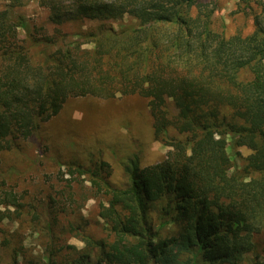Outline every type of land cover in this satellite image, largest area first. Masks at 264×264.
<instances>
[{
	"label": "trees",
	"instance_id": "obj_1",
	"mask_svg": "<svg viewBox=\"0 0 264 264\" xmlns=\"http://www.w3.org/2000/svg\"><path fill=\"white\" fill-rule=\"evenodd\" d=\"M222 1L38 0L56 25L101 22L37 33L18 13L28 0H0V260L264 264V0H238L230 23L215 16ZM124 17L135 24L104 21ZM135 94L147 99L154 136L171 150L146 165L133 153L125 185L110 179L104 159L60 171L89 181L100 235L88 230L89 218L63 220L71 211L62 197L76 192L21 193L5 155L68 98ZM68 233L84 246L67 242Z\"/></svg>",
	"mask_w": 264,
	"mask_h": 264
},
{
	"label": "rangeland",
	"instance_id": "obj_2",
	"mask_svg": "<svg viewBox=\"0 0 264 264\" xmlns=\"http://www.w3.org/2000/svg\"><path fill=\"white\" fill-rule=\"evenodd\" d=\"M237 2L223 0L215 15L217 20L230 23ZM18 13L29 21L37 33H50L55 28L72 33L93 28L101 22L82 19L56 25L49 20L48 9L41 6L38 0H28ZM104 21L116 29L123 24H135L129 17ZM19 35L24 38L25 32L20 29ZM238 149L242 154L247 153L245 148ZM170 150L154 136L146 98L137 94L114 98L79 96L68 98L57 115L43 122L31 138L22 142L21 149L7 153L4 161L18 168L14 184L21 193L26 194L24 191L28 190L29 197L39 199L52 187L60 195L64 189L76 192L72 197L70 194L62 197L71 211L70 214L62 213L63 220L89 218L88 230L100 235L101 222L97 216L99 198L92 196L89 181L78 177L80 181L77 183L69 174L62 175L60 171H64L71 161L91 165L104 159L111 165L110 179L117 185H125L127 176L123 165L133 153H139L146 165L160 161ZM235 158L238 165L243 163L241 155ZM72 183L75 184L70 187ZM26 237L28 243H36L29 235ZM65 240L78 247L84 246V242L73 233L65 234ZM4 254L0 250V257ZM0 261V264H7L10 259L6 256Z\"/></svg>",
	"mask_w": 264,
	"mask_h": 264
}]
</instances>
